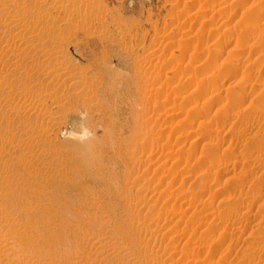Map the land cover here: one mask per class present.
<instances>
[{
  "label": "rangeland",
  "instance_id": "obj_1",
  "mask_svg": "<svg viewBox=\"0 0 264 264\" xmlns=\"http://www.w3.org/2000/svg\"><path fill=\"white\" fill-rule=\"evenodd\" d=\"M67 2L81 18L53 11L74 23L69 34L67 28L65 36L60 32L59 42L68 62L89 77L95 99L83 104L82 94L69 95L52 116L44 112L32 132L10 110L0 121V139L11 136V147L19 146L11 158L22 156L23 148L31 151L39 167L51 164L45 168L79 184L69 191L73 208L87 210L96 199L92 212L108 213L107 201L119 202L127 180L112 149L111 127L130 125L145 112L143 120L153 127L146 159L162 163L157 176L143 180L147 203L140 206L143 216L151 215L154 233L146 235L148 253L164 254V264H264V0ZM248 11L259 14L251 25ZM23 87L13 78L3 90L17 96ZM190 93L203 94L190 102ZM167 149L184 157L173 161ZM49 152L58 159L42 157L44 165L41 154ZM207 171L215 174L206 178ZM37 180L38 188L48 184ZM3 186L12 187L7 180Z\"/></svg>",
  "mask_w": 264,
  "mask_h": 264
},
{
  "label": "bare ground",
  "instance_id": "obj_2",
  "mask_svg": "<svg viewBox=\"0 0 264 264\" xmlns=\"http://www.w3.org/2000/svg\"><path fill=\"white\" fill-rule=\"evenodd\" d=\"M67 1L0 0V121H5L9 115V111L12 110V113L18 118L28 123L26 131L32 132L35 127V121L41 118L44 112H46L47 116H52L59 111L62 107L61 102L63 103L69 95L72 94L78 98L82 96L80 99L83 104L89 100L94 101L93 95H89L91 93L89 92L91 86L89 77L84 74L82 69L68 62V59L65 57L67 56L68 49L66 46L64 47L65 44L63 45L62 42H59V39L62 37L60 36V32L64 33V28H67V31L69 28H74L71 25L74 24L71 20L73 18L79 19L80 17L79 14L77 15V7H73ZM56 10L58 12L61 10L64 14H73L74 17L72 19L69 18L70 20L62 21L65 19V15L62 14V20L58 16L56 18L58 14ZM53 11H56V15ZM257 16H259L258 12L249 13L245 19V21L247 20L246 23L250 24L248 22H253ZM67 31L66 34H69L70 32ZM63 35L65 36V33ZM65 38L64 41L62 40L63 42H67L68 37ZM194 73H196L195 70ZM13 78L16 83L21 81L24 85L20 94H16L17 96L9 95L8 90H3V87L9 85ZM210 80H207V82ZM197 83L198 80L196 81ZM178 88L180 87L178 86ZM178 92L181 91H177L176 93ZM238 92L237 94H241ZM237 94L234 93L233 95L237 97ZM187 95H185V98ZM201 95L198 96L196 93H190L187 101L191 102L195 96L201 97ZM48 100L53 102V106L50 108L46 106ZM185 100L183 101L186 102ZM196 101H198V98L193 102ZM87 104H90V102H87ZM199 109V112H197L198 116L202 112ZM143 115L145 116V112ZM143 115L135 118L130 125L126 121L120 127H111L112 149L122 166L125 167L124 170L126 169L125 177H127V180H124L120 193H118L120 195L119 202L107 201L108 213L103 212L99 215H95L91 210L92 208H96L99 203L96 199L92 201V205L87 202L89 204L87 210L73 208L74 206L71 205L72 202L69 198V191L79 184H76L74 179H70L62 175V173L60 174L56 168V170L51 167L45 168V166H51V164L45 165L46 162L44 163V161L47 159L43 160V158L58 159L56 153L41 154L45 165H43V169L41 166H38L39 163L34 162L32 159L37 156L35 154L32 155L31 151L28 152L29 150H24V148L21 150L22 156H19V154L15 158H11L12 153L15 152L14 149L19 146H15L14 143L11 147L14 141L11 136L7 137L6 140L0 139V221L3 220V224L0 223V264L166 263L164 254H152L151 252L149 254L148 248H146L148 247L147 244H149H146V235L154 233L151 229L152 224L148 222L149 219H152L151 215L148 213L143 216L142 214L141 206L143 207V202L147 201L143 195V180L148 175L150 176L149 179L157 176L156 172L162 163L153 160L155 162L153 166L154 162H151L150 158L146 159L148 153L145 155V150L147 149L145 144L152 141L151 132L153 127L151 128L143 120ZM185 121H189L188 118ZM45 127L43 131L51 134V127ZM126 131L127 134L125 135ZM68 134L71 133L67 132ZM166 143L168 144V142ZM86 144H89V142ZM154 147L158 150V147ZM167 147L170 148L169 146ZM159 149L160 151L162 150L161 148ZM16 152L20 153L19 150H16ZM175 152L176 154L171 150L166 152L170 158L174 157L173 161L176 159L175 157L178 158L183 153L182 151L180 153L179 150H175ZM210 153L213 154L212 152ZM169 154H172V156ZM4 156L10 157L8 163L5 165L3 164ZM208 156L213 155L209 154ZM180 158H178V161H181ZM216 158L218 159L219 157ZM144 162L147 163L144 164ZM174 163L176 165V162ZM211 174H215V172L209 173L207 171L203 175L207 178ZM37 178L47 181L48 184L46 182L44 188H38L41 183H38ZM6 180L8 181V185L12 186L9 189L3 186V182ZM89 182L91 183V181ZM49 184L50 188H47ZM24 187H27V189H24ZM133 189L135 190L133 191ZM151 196L153 197V195ZM119 206L122 208L120 212L118 211ZM4 221L6 222L5 224ZM1 225L5 227L2 226V228ZM121 231H126V233L122 234ZM255 239L257 238L255 237ZM153 248L151 247L150 249Z\"/></svg>",
  "mask_w": 264,
  "mask_h": 264
}]
</instances>
